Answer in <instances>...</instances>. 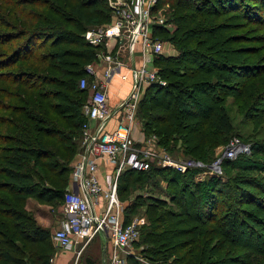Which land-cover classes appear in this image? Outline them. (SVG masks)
Segmentation results:
<instances>
[{
    "label": "trees",
    "instance_id": "1",
    "mask_svg": "<svg viewBox=\"0 0 264 264\" xmlns=\"http://www.w3.org/2000/svg\"><path fill=\"white\" fill-rule=\"evenodd\" d=\"M170 2L175 8L186 10L182 19L195 26L184 29L180 25L170 33L175 44L178 41L182 44H179L182 48L178 46L182 51L178 56H161L157 59L156 65L166 84L155 82L147 89L140 104V111L144 114L142 126L147 135L155 133L159 144L171 152L182 147L185 153L193 154L196 146L211 144L212 133L221 140L223 134L233 131V123L224 105L223 90L237 88L243 96H252L254 102H258L264 93V87L260 88V93L258 91V86H263L258 83L264 84V65L251 71L238 63L225 44L242 39L239 36L224 37L231 15L264 24V0H159L155 9ZM217 14H228L229 18L227 21L214 22L213 18ZM111 15L109 0H0V46H7L0 51V82L17 86V91L0 86V108L23 114L16 123L12 119L6 121V117L0 115V124L11 127L18 134L17 137H10L12 132L5 130L0 133V141H11L14 137L16 141L14 146L5 143L0 147V152L4 151L5 154L2 155L4 165L0 169V176L4 178L0 190L9 196L22 193L18 198L14 196L12 203L8 199L0 201L8 207V211L0 209V218H8V224L22 241V244L17 242L0 226V264H38L43 254L52 251L49 245L52 238L50 230L26 213L25 199L33 197L40 203L50 205L64 201V192L73 170L70 162L77 150L75 138L80 137L85 121L83 105L87 100L83 95L88 90L80 87L79 80L89 76L86 66L96 59L98 50L85 38V32L94 25L109 22ZM167 31L161 26L154 29L155 36L168 34ZM189 35L198 38L199 49H190V43L186 46L182 43L185 41H180ZM200 48L208 53L198 52ZM191 52L197 58L190 60L186 54ZM200 54L207 57L208 63L201 59ZM187 62V65H181ZM254 89H257L256 96H260L258 99L254 98ZM1 96L14 97L19 100V104L3 102ZM78 96L83 98L78 100ZM261 100H264V95ZM185 116L204 117L200 124L203 130L197 127L196 121L193 135L189 137L186 131L189 123H186ZM204 126L211 131L204 130ZM64 149L70 150L67 159L61 156ZM257 153L258 150L253 147L251 154ZM44 157L45 160L42 159ZM61 159L63 162L59 164ZM28 160L45 168L47 173L43 176L46 184L39 185L35 174L24 169ZM234 162V159L224 158L222 164L246 170H264V164L259 161H237L238 165H234ZM146 170H152L151 175H160L168 182V199L150 196L146 202L142 194L136 196L135 203L145 205L151 221L162 220L167 225L164 227L158 223L147 226L144 236L146 242L158 230L180 236L184 231L175 228L179 225V219L194 214L192 219L214 224L211 236L214 237L212 233L215 232L221 237L216 243L226 250V256H229L233 247L243 244L254 251L264 252L261 246L264 245V232L256 231L249 223V218L259 224L260 221L255 212L243 207L244 204H258L253 196L247 194L239 199L238 193H234L231 187L224 192L217 176H209L204 180L193 178L203 171L199 167L180 172L152 165ZM133 171L135 169L125 172V181H120L119 195L123 199H128L124 195L129 194ZM137 172L138 175L145 174L144 170ZM58 175L62 177L58 179ZM227 197L234 198V202H239L241 206L239 204L234 209L228 205L220 214V206L227 204ZM130 205H133L132 202ZM130 205L125 209L126 223L131 220L126 212ZM10 206L13 208L10 209ZM172 206L178 210L175 211ZM205 232H208V227L197 228L194 234L198 236ZM201 241L178 256L175 255L178 249L187 245L184 240L156 249L155 254L162 261H172L175 256L177 264H191L193 260H197L198 264H223V260L214 261L216 243H211L208 236ZM127 264L142 263L130 255Z\"/></svg>",
    "mask_w": 264,
    "mask_h": 264
},
{
    "label": "rangeland",
    "instance_id": "2",
    "mask_svg": "<svg viewBox=\"0 0 264 264\" xmlns=\"http://www.w3.org/2000/svg\"><path fill=\"white\" fill-rule=\"evenodd\" d=\"M161 12L163 13L164 17L166 18L165 24L167 27L165 28L168 34L156 36L159 39H161L164 43V51L162 54L155 56L154 57V67L158 68L159 71V66L156 65V62H158L159 57H168L167 56V51L169 52V49H174L173 54H176L174 56L180 55L182 51V45L181 43H174L171 34L174 29H176L178 26L182 25L184 29H188L190 27L195 26L194 24H190L188 22H185V20L182 19V14L185 13L186 10L184 9H178L173 6V3H165L161 5ZM228 14H217L213 19L215 21H227L229 18L227 16ZM231 19L228 20L227 22L230 24H227V28L225 30V36H232V37H240L242 40L237 41V42H229V44H225V46L228 47V49H231V53L233 58H236V61L240 63L243 66H246L249 70L254 71L253 68L258 67L259 65L263 66L264 65V24H261L260 22H250L247 19L242 18L241 16L233 17L231 15ZM102 25V24H101ZM100 26V25H97ZM94 27H96L94 25ZM198 27V26H197ZM92 28V27H91ZM155 35V32H154ZM190 37V38H189ZM180 41H185L182 42L186 46L189 44V46L192 48H197L199 49V46L197 45L198 43V38L194 36H188L186 39H181ZM180 44V45H179ZM118 46V44H117ZM181 48H179V47ZM7 46H0V51L5 50ZM232 49H235L236 52H234ZM241 52H238V51ZM203 52V53H208L205 51L204 48H200L198 52ZM246 51V52H245ZM166 52V53H165ZM166 55H163V54ZM234 54V55H233ZM187 57L190 60H193L197 58V55L195 53L191 52L186 54ZM201 55V59L207 60L206 56ZM157 60V61H156ZM208 63V60L207 62ZM158 64V63H157ZM181 64V65H187ZM156 65V66H155ZM264 67V66H263ZM245 68V67H244ZM264 69V68H263ZM160 75V73H159ZM166 84V80L163 79ZM187 81H190V79H187ZM258 85H263V86H258V91L260 93V88L264 87V84L258 83ZM0 86H6L8 89H11L12 91H17V86L12 84H8L5 82H0ZM262 89V88H261ZM224 91V105L227 109L228 114L230 115L231 121L233 123V131L231 134H223V137L221 140H218V136L216 137L213 133L210 136V145L207 146H196V149H194L193 154H188L185 153L184 148H176L173 152L168 150L165 146L161 145V151L168 152V154L175 158V159H193L196 161H201L205 164V168L199 167L200 170H208V173L206 176L202 175V172L199 171V175L193 176V178H198V180H204L208 178L209 176H217L218 179H220V186L224 190V192L229 191L231 187L235 191L234 193H238L237 197L239 199L241 197H245L247 194L250 196H253L252 198L256 199L257 201L255 203L258 204H244L243 207L245 209H248L250 211L255 212V215L257 219L260 221V224L258 221H254L253 219L249 218V223H251L254 227L255 230L260 232H264V170L263 169H250L246 170L242 167H237V166H222L220 167V171L214 174L210 169L207 168V166L211 165L214 163V161L221 155L222 151L224 150L225 147H227L228 144H230L231 141L239 140L247 145L248 150L244 151V153L241 154V157H237L235 160L234 165H238V162L244 163V162H251V161H259L260 163L264 164V100H261V97H263L264 93L261 95L260 99L258 102H254V99L252 96L247 98L246 96H243L240 91L235 88L231 90H223ZM222 91V94H223ZM256 91L254 89L255 95L254 98L258 99V95L256 96ZM228 93V94H227ZM252 92L250 91V94ZM26 96L29 97L30 95L28 92H26ZM86 100L88 101V98L90 96V92L86 93L85 95ZM83 96H78V100H81ZM1 99L3 102L9 103L11 105H18L19 100L14 98V97H5L1 96ZM86 101V102H87ZM255 103V104H254ZM84 109V105H83ZM153 112H160V111H153ZM34 114H40V112H32ZM141 120H143V112L142 111H137L136 112ZM0 115H4L6 117V121L9 120H15V123L17 122L20 117H23V114L20 113H14L12 111L8 110H1L0 108ZM184 119L186 120V123H189V126L187 127V135L189 137H192L193 133V126L195 125V122L198 121L197 127L201 130H203V126H200L202 119L204 117H199V118H194L193 116H185ZM5 125V124H3ZM204 125V124H203ZM192 127V128H191ZM189 128V129H188ZM208 127L204 126V130H207ZM9 131L12 132L10 133V137L12 135H15V137L18 136V134L15 131L11 130L10 128H6V126H2L0 124V133H3L4 131ZM211 131V130H207ZM82 132V130H81ZM41 137L45 139L47 136H43V134H40ZM12 139L11 141L7 140V142L0 141V147L4 146L5 143H7L9 146H14L16 141ZM48 139V138H47ZM76 141V146L77 150L76 153L74 154L70 165L71 169L74 162L75 158L78 152H81V149L83 147V140H82V135L80 137L75 138ZM68 143V142H67ZM258 150L257 155H253L252 150ZM70 150L69 149H64V152L61 154V156L64 159H67L69 156ZM4 151L0 152V169H2L4 162H3V156ZM45 160V157L42 158ZM43 160V161H44ZM204 160V161H203ZM238 161V162H237ZM63 162V159L60 160L59 164ZM24 169L26 171H31L35 174L36 176V181L39 185L46 184L44 180V176L47 171L45 170L44 167L42 166H37L34 164L32 160H28L25 162ZM177 170V169H175ZM128 171V170H127ZM125 171V172H127ZM145 174L143 175H138L137 170L133 171V174L130 178V187H129V194L130 197L132 198V206L126 210V212L129 213L130 219H135L137 220L140 228V236L139 238L131 245L129 251L126 253L124 250L121 251L118 249L115 245V243H111V240L107 238V241H104L102 245L99 243V238L101 236V232L96 234L87 244L82 246L81 248H78V246H74L71 249H63V248H57L51 238V243L49 245L52 246V251L43 254L42 261L39 262L38 264H127V258L130 255H133L137 257L142 264H177L176 258L174 256L173 260H166L162 261L159 260L155 254V250L159 248H165L167 245H172L174 243H178L179 241L184 240L185 243H187L186 246H182L178 249L176 252V256L181 255L188 251L191 247H195L196 243L202 242L201 240L204 237H209L211 239V243H216L218 239L221 237L213 232V236H211V227L214 224H205V221H196L192 219L194 217V214H189V215H184L179 219L178 226H175V228L182 229L184 231L183 234L180 236H175L173 233H164L165 231L158 230L156 234H151L149 236L148 242L145 240V230L147 226L149 225H157L158 223H162L164 227H166V223L162 220L158 221H151L146 213L145 205L141 204H136L135 199L136 196L139 195L140 193L143 195L145 198L146 202L149 201L150 196H159V197H166L167 193V186L168 182L163 179L160 175H151L152 170H144ZM179 171V170H177ZM125 172L122 173L121 176V181H125ZM181 172V171H180ZM167 175V173H166ZM172 175V172L169 173V176ZM62 176H57L58 179H60ZM71 177V173L69 175ZM124 177V179H123ZM4 178L0 176V183L2 182ZM184 180V178H181ZM182 183V182H181ZM173 185V183H172ZM257 185V186H256ZM14 196H22V193H17L16 195L14 193L9 196L5 191L0 190V201L2 199H8L11 203L13 202ZM126 196V195H125ZM31 197H27L25 199V204L24 207L26 210V213L31 215L38 224L42 225L39 221L49 224V226L53 225V219L52 218H57L61 219L62 217V211H63V203L62 202H57L56 204L52 206H42L39 207L34 199ZM123 199V198H122ZM236 199V195H235ZM225 202L227 203L226 205L220 206L219 213L221 214L226 210L228 205H231L232 208L237 209L239 206L234 202V198L227 197L225 199ZM10 203V205H11ZM28 204L30 207L33 206V208L28 207ZM241 206V204H240ZM13 207L10 206V209ZM172 208L177 211L178 208L176 206H172ZM0 209H4L5 211H8L7 204H1L0 202ZM126 209V208H125ZM34 210V211H33ZM204 216V214H203ZM240 216V214H239ZM242 216V215H241ZM240 216V217H241ZM8 218H0V226L3 228L5 232H7L9 235H11L17 242L22 244V241L19 239L18 234L14 231V228L10 226L7 222ZM5 221V222H2ZM48 226V227H49ZM202 227H208V232H205L204 234L195 236L194 231L197 228H202ZM47 228V227H44ZM49 229V228H47ZM174 229V228H173ZM50 230V229H49ZM162 231V232H161ZM214 231V230H213ZM52 234V230L50 231ZM196 240H194V238ZM255 241V239H254ZM110 245H108V243ZM153 242V243H152ZM94 243L96 245H94ZM255 246H256V241H255ZM264 248V245H261ZM261 248V249H263ZM121 252H123L126 255L125 262L122 260H118L115 257L116 253H119L120 256ZM198 253V252H196ZM214 261L215 260H223V264H264V252L260 253L257 252V250H253L244 244L241 246H235L233 247L229 256H226V250L221 249V244L216 243L215 249H214ZM226 256V257H224ZM253 257H256L255 260H252ZM172 259V258H171ZM237 261V262H236ZM124 262V263H123ZM197 260H193L191 264H198Z\"/></svg>",
    "mask_w": 264,
    "mask_h": 264
},
{
    "label": "built area",
    "instance_id": "3",
    "mask_svg": "<svg viewBox=\"0 0 264 264\" xmlns=\"http://www.w3.org/2000/svg\"><path fill=\"white\" fill-rule=\"evenodd\" d=\"M158 1L109 0L111 20L85 32L88 42L98 47L96 59L86 66L91 77L83 76L79 80L80 87L90 92L84 104L85 121L81 132L85 152L73 166L64 192L62 217L58 226L52 230V241L57 248L71 249L80 240L84 246L96 234L105 230L111 233L116 247L127 253L139 238L140 228L137 220L126 223L123 219V212L131 201L119 195L122 173L129 169L146 170L153 163L181 172L198 166L205 168L207 165L188 158L175 159L168 152L152 148L151 137L136 117L142 89L155 82L165 84L158 68L149 67L153 65L154 57L164 51L163 41L154 35L156 26L167 27L162 8L155 9ZM117 44L129 50L140 45L143 62L140 66L130 67L122 75L124 79L132 75L133 86L123 101L124 111L115 128L105 130L104 123L112 113L107 107L104 81L96 78L97 65L103 64V73L108 77L123 64L117 53L113 52ZM92 120L98 122L96 131L91 126ZM247 150L245 143L231 141L207 168L216 174L224 158L235 159ZM98 158L115 163L112 171L104 176L103 184L97 175ZM207 173L208 170L202 171L204 176ZM115 257L125 262L124 253L122 256L116 253Z\"/></svg>",
    "mask_w": 264,
    "mask_h": 264
},
{
    "label": "crops",
    "instance_id": "4",
    "mask_svg": "<svg viewBox=\"0 0 264 264\" xmlns=\"http://www.w3.org/2000/svg\"><path fill=\"white\" fill-rule=\"evenodd\" d=\"M114 50L115 51H113V52L117 53L118 59H120L123 62V64L118 66L111 73V75L108 77H106V75L103 73V64H98L97 65V73H96V78L99 79L100 81H104L105 90L107 91V107L112 113L110 118L107 119L104 123L103 129H105V130H112L113 128H115V126L118 122V119L122 116L123 111H124V109H122L123 101L127 97L128 93L131 91L132 86H133L132 75H129L128 79H124L122 77V75L124 73H126L130 69V67L140 66L141 63L143 62V55L141 52L140 45H137L135 48H133V50H129L128 48L126 49L125 47L120 45V46H115ZM173 52H174V49H169V52L167 51V53L166 52L165 53L167 54V56L176 55V54H173ZM165 53L163 55H166ZM153 65H154V62H153ZM153 65L150 64L149 67H154ZM150 86H151V84L142 89V92L140 94V100H139V105H138L137 111H140L141 101L144 99L145 94L147 92V89ZM136 117H137V120L139 121V124H141V126H142L143 120H141L139 118L137 113H136ZM90 123H91V126L93 128V131H96L98 128L97 120H92ZM149 136L151 137V147L155 148L157 150L158 149L160 150L161 145L159 144L158 136L155 133H151ZM84 152H85V149H84V147H82L81 152H78L76 155V158H75L76 160H75L73 166L83 157ZM97 163H98L97 175L99 177L100 182L103 184L104 183V176L107 173L112 171L115 163L113 161H110V160L105 159V158H98ZM152 165L158 166V165H156V163H153ZM69 181H70V179H69ZM31 198L34 199L33 201H35L39 207H42L44 205L45 206H47V205L52 206L50 204L40 203L33 197H31ZM126 198H128L132 202V198L130 197V195H126ZM32 199H30V201H32ZM28 207H29V209L33 208V206L30 207L29 204H28ZM100 208L101 207H99V209ZM52 219H53V225H51V226H49L47 221L45 223H43L41 221H39V222L42 225H44V227L49 228L51 231L58 226V222H59V219H57V218H52ZM123 219L125 221V211L123 212ZM131 220H133V219H131ZM107 238L109 240H111V243H112V241L114 243V239H113L110 232H107L105 230L101 231L99 243L101 242L100 244L102 245V243H104V241H107ZM82 245H83V241L80 240L74 246L75 247L78 246V248H81ZM94 245H96V244L94 243ZM108 245H110V244L108 243ZM121 255H123V253H121Z\"/></svg>",
    "mask_w": 264,
    "mask_h": 264
}]
</instances>
